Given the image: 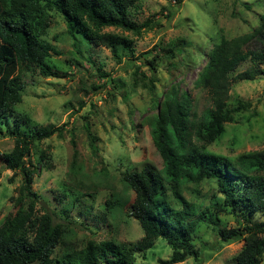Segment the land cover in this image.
I'll use <instances>...</instances> for the list:
<instances>
[{
  "label": "rangeland",
  "instance_id": "374dc122",
  "mask_svg": "<svg viewBox=\"0 0 264 264\" xmlns=\"http://www.w3.org/2000/svg\"><path fill=\"white\" fill-rule=\"evenodd\" d=\"M263 13L264 0H137L130 8L131 17L138 23L151 18L149 28L140 34L115 27L104 29L133 40L130 48H120L118 59L106 46L74 41L64 18L53 12L44 38L56 47L52 63L63 76L46 77L38 68L25 72L22 101L15 108L29 118L27 126H21L27 132L52 124L64 127L35 141L30 155L34 164L40 159L42 163L32 185L39 194L36 216L50 212L54 222L66 228L54 258L67 250L82 249L88 239L135 243L142 238L139 221L129 214L135 193L125 185L123 174L146 165L163 169L149 126L150 117L157 113L155 101L162 100L173 84L190 94L191 117L204 114L212 103L197 79L208 53L223 36L250 32ZM153 47L155 73L136 58ZM251 65L250 60L242 62L234 74ZM260 66L264 68V64ZM138 67L140 73L136 74ZM239 101L251 106L233 112L220 138L206 146V151L230 161L264 150V74L233 80L227 108L233 109ZM13 146L12 136L0 135V152ZM21 183L20 172L5 168L0 161V226L16 212L11 196L17 195ZM166 187L168 197L174 200L172 185ZM175 187L190 203L203 202L201 207L213 222L197 226L193 247L199 257L189 256L174 264H237L235 257L244 245V235L223 241L219 231L243 224L228 207L218 211L211 205L223 203L216 180ZM111 195L128 198L117 213L106 208ZM254 219L262 221L264 214L257 213ZM28 233L32 235L31 228ZM171 255L167 241L158 238L152 248L134 254L135 264H165L162 260Z\"/></svg>",
  "mask_w": 264,
  "mask_h": 264
},
{
  "label": "trees",
  "instance_id": "16d2710c",
  "mask_svg": "<svg viewBox=\"0 0 264 264\" xmlns=\"http://www.w3.org/2000/svg\"><path fill=\"white\" fill-rule=\"evenodd\" d=\"M180 1V0H179ZM137 0H0V135H10L14 146L0 152L5 168L18 171L22 183L17 195L11 196L15 214L8 216L0 226V264H135L136 252L152 248L163 238L172 248L165 264L185 261L189 256L199 257L193 240L197 226L213 219L202 209L203 202L190 203L177 191L176 185L214 179L223 203L212 202L218 211L227 207L236 213L242 227L223 228V241L244 235V245L235 259L237 264H261L264 256V219L257 221V213L264 214V150L242 154L235 161L206 151V146L218 140L231 122L232 113L251 106L239 101L233 109L227 108L233 80H250L264 74V13L250 32L227 38L223 36L208 53L207 61L197 79L205 88L212 103L204 114L190 116V94L176 85L155 101L157 113L149 119L150 134L163 159V169L152 165L141 170L126 171L123 181L135 193L130 215L137 219L144 235L135 243L107 239H88L79 250H67L54 258L55 249L62 243L65 226L54 222L53 214L36 216L39 194L33 189L38 164L30 159L32 144L49 138L64 127L47 125L37 132H27L21 126L29 118L17 112L22 101V74L38 68L43 76L61 77V70L52 63L56 47L44 38L51 24L53 12L59 13L74 41L91 42L108 47L120 58V48H130L132 39L112 32L107 27L121 28L140 34L151 26V18L135 21L130 8ZM75 42V44H76ZM254 43L256 44L255 46ZM156 46V45H155ZM155 47L136 57L156 72ZM151 55V58H150ZM252 65L236 72L242 62ZM140 73V67L136 74ZM108 75H104L107 77ZM154 78V77H153ZM114 81L113 78H109ZM156 77L154 80L155 81ZM199 143L201 145H199ZM172 185L173 199L167 194ZM128 198L111 197L107 209L119 212ZM179 205V206H177ZM210 204L207 208H209ZM32 229V235L28 233Z\"/></svg>",
  "mask_w": 264,
  "mask_h": 264
}]
</instances>
